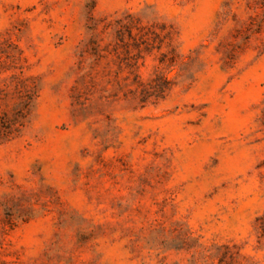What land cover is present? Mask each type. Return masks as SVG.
I'll return each mask as SVG.
<instances>
[{"label":"rangeland","instance_id":"rangeland-1","mask_svg":"<svg viewBox=\"0 0 264 264\" xmlns=\"http://www.w3.org/2000/svg\"><path fill=\"white\" fill-rule=\"evenodd\" d=\"M0 264H264V0H0Z\"/></svg>","mask_w":264,"mask_h":264}]
</instances>
